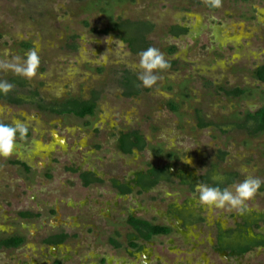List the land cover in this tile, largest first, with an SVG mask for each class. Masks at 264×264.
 <instances>
[{
	"label": "rangeland",
	"instance_id": "obj_1",
	"mask_svg": "<svg viewBox=\"0 0 264 264\" xmlns=\"http://www.w3.org/2000/svg\"><path fill=\"white\" fill-rule=\"evenodd\" d=\"M148 47L170 64L154 70L159 79L151 87L138 78V53ZM30 50L39 56L32 76L19 71ZM263 64L264 0H221L215 8L208 0H0V82L13 86L0 90V122L30 129L28 137L15 135L10 156L0 155V239L24 237L17 247L0 245V264H107L103 256L111 264H264V184L239 214L201 204L196 187L191 192L176 177L128 197L111 182L150 163L193 169L198 177L212 171L221 188L264 180V132L244 120L264 106V82L253 73ZM234 88L246 91L233 96ZM70 99H93L94 113H57ZM131 131L146 145L126 154L117 137ZM75 164L103 182L83 187L69 170ZM54 205L69 236L51 252L44 240L61 229L48 223ZM134 205L157 223L175 213L172 205L181 207L176 216L187 235L173 230L129 249L125 211ZM217 220L248 226L251 250L222 256ZM143 253L148 258L138 263Z\"/></svg>",
	"mask_w": 264,
	"mask_h": 264
},
{
	"label": "flooded vegetation",
	"instance_id": "obj_2",
	"mask_svg": "<svg viewBox=\"0 0 264 264\" xmlns=\"http://www.w3.org/2000/svg\"><path fill=\"white\" fill-rule=\"evenodd\" d=\"M181 29L184 30L185 28H183L181 26ZM260 66H264V64L260 65ZM260 66L256 67L255 69L259 68ZM66 101H65V103H66ZM257 110H255V111H257ZM57 113H59V114L73 113L76 117L89 116V114L79 115L73 111H68V110L57 111ZM245 115H246V113H245ZM245 115H244V118H245ZM252 121H254V120H252ZM0 123H3V122H0ZM255 124H256V122H255ZM255 128H256V126H255ZM255 128H254V132H258V131H256ZM16 136H19L21 138L28 137V136H30V129H28L26 135L21 136L20 134H16ZM136 137H139V139H137ZM124 139H125V142L127 143L126 145H128V147L130 148V151H128V152L124 151L121 147L122 141ZM135 141H138V143H137L138 145L136 144ZM140 144H141V146H139ZM144 145H146L145 141L135 131L122 132L117 137V146L119 147L121 152L126 153V154L132 153L134 149L141 148V150H142L144 148ZM151 148H153V146ZM153 150H154V152L157 151V149H155V148H153ZM169 153H167V155H169ZM171 156H173V155L171 154ZM18 164L20 166L26 168L27 170L30 169L29 164L25 160L19 161ZM152 169H156V172H154V174H153ZM69 170L71 172L77 173V177L80 181V184L83 187H90L94 183L103 182V180H102L103 176L97 174L94 170L83 169L81 167V165H79V164L73 165ZM45 175H46V177H50V174L48 172L45 173ZM131 176H132L131 179L130 178L129 179H125V178H122V179L112 178L111 179L112 186L114 187L116 194L118 196L128 197L134 191L135 188L137 189L138 193L149 191V189H151L152 187L157 185L159 182H161L165 179L167 180V179L173 178V177L178 178L180 185L187 186L191 190V192H193L195 190L196 184L200 183V182L208 183V184L213 183V184L219 185L217 181L213 180L212 171H208V172H206L205 175L198 177L194 173L193 169H191L190 171H187L184 168H178L177 170L173 171L172 168L168 164L159 165L156 167V165L150 163L145 168L137 169L136 171L131 172ZM153 179H155V182L151 184V181ZM142 181H146L145 185L143 184L144 186L142 185ZM86 201H88V198L85 199L83 202L85 203ZM67 205L72 206L71 203H67ZM180 208L181 207H177L175 205H172L171 209H173L175 213L171 216H167L165 218L164 223H157V222H152L147 217H144L141 214L140 215L136 214L137 211L140 210V208H138L137 205H134L132 207H128L127 211H125L126 212L125 223L130 228V231L127 233V238H126V244H127L128 248L129 249H131V248L141 249V243L140 242L148 241L153 236L167 235L173 230H175V232H177L178 234L183 235V237L186 236L187 235L186 232L188 229L183 224V221L182 220L180 221L176 216L177 214L180 215V212H183ZM57 209H58L57 205L50 207L49 213H48L50 215V219H49L48 223L50 226H53L54 228H61V229L55 230L53 232H49L47 234V237L44 240L48 244L49 248L52 250L51 252H54V251L56 252L58 250L59 246L69 236L68 233L66 232V229H64V227H63V226H69V225H68L67 221H62V219L56 215L58 213ZM189 213H190L189 217H192V216L195 217L197 215V214H194L191 212H189ZM27 214L28 213L25 212L24 210H22L20 212V216L22 218H24L25 220L28 219ZM239 214H241V212ZM183 216L186 217L187 215L186 216L183 215ZM52 218H54L53 223L50 221ZM72 220H74V219H72ZM216 224H217V233H216V236L214 237V239H215L214 241L218 245L219 251H221L220 254L222 256L229 257V258L230 257L235 258L236 256L244 255L251 250V248L253 247V241L248 240V235H247L248 234V232H247L248 226H246V229H245V227L242 228L240 225H237L236 227L235 226L225 227L224 223L221 222V220H217ZM153 225L157 226V227H166L167 229H166V231H165V229H162L163 231L161 230L160 232L153 233L152 229H151V227ZM235 231H238L239 233L237 232L238 234L235 235V233H236ZM147 234H148V236H147ZM11 237H22L23 241H24L23 235H18V234H8L7 236H4L2 238L7 239V238H11ZM257 240H255V241H257ZM108 242L110 243V245L113 248H117L120 246V244L118 242H116V240L113 236H110L108 238ZM19 245H17V246H19ZM259 245H260V247H264V239L260 240ZM2 246L7 247V248L8 247H17L14 245H11V246L2 245ZM64 255H65V253H64ZM64 255H62L61 259L65 258ZM50 256H53V254L50 253ZM147 256H148L147 254L143 253V258L141 260H139L138 263L142 262ZM53 257H55V256H53ZM66 257H67V255H66ZM84 257L89 258V259L94 258V256H91V255L90 256H84ZM100 259L102 260V262L105 261V263H107V264H111L113 262L112 259H111L112 262H109L110 257L103 256ZM94 262H88V263L99 264V263H94ZM97 262H99V261H97ZM148 262H149V259H148ZM145 264H149V263L146 262Z\"/></svg>",
	"mask_w": 264,
	"mask_h": 264
},
{
	"label": "clouds",
	"instance_id": "obj_3",
	"mask_svg": "<svg viewBox=\"0 0 264 264\" xmlns=\"http://www.w3.org/2000/svg\"><path fill=\"white\" fill-rule=\"evenodd\" d=\"M208 3L211 7H220L221 0H208ZM25 55L27 56L26 66L19 69V71L32 76L39 65V56L35 50H30ZM138 55L140 57L139 67L142 69L138 78L143 86L151 87L159 79L154 70L167 69L170 64L165 59L164 54L155 47H148L140 51ZM12 87V84L8 82H0V90L5 93ZM17 130H19L21 136H24L27 134L28 128L20 123H16L15 126L0 123V155L7 157L13 153L16 147L15 135ZM186 162L190 163V161ZM262 184H264V180L257 177H247L231 187L224 188L216 184L200 182L196 184V190L192 195L203 205L243 212L245 201L254 197Z\"/></svg>",
	"mask_w": 264,
	"mask_h": 264
},
{
	"label": "trees",
	"instance_id": "obj_4",
	"mask_svg": "<svg viewBox=\"0 0 264 264\" xmlns=\"http://www.w3.org/2000/svg\"><path fill=\"white\" fill-rule=\"evenodd\" d=\"M254 73V76L263 81L264 82V66H260L259 68L255 69L253 71ZM246 90L244 89H240V88H234L232 89L230 92L231 95L233 96H242L244 94ZM2 96L0 95V98ZM170 106L171 108L175 111L177 110L176 108V105L173 104L172 102L170 103ZM61 110H68V111H73L75 112L76 114H79V115H85V114H93L94 113V109H95V102L92 100H78V99H70V100H67L66 103H64L62 106H60ZM245 121L247 120H254L256 122V131H261V132H264V106L260 107L257 111H254V112H251V111H248L246 112V115H245ZM3 124H6V125H10L8 123H3ZM16 134H20L19 130H17V133ZM137 139H139V137H136ZM136 144L138 143V141H135ZM127 143L125 142V139L122 141V149L124 151H130V148L128 147V145H126ZM138 145V144H137ZM141 146V144L139 145ZM156 151V150H155ZM159 151V150H157ZM156 151V153H157ZM169 156H171V154H169ZM153 171V174L154 172H156V169H152ZM145 182L146 181H142V185L144 184L145 185ZM155 182V179H153L151 181V184ZM143 185V186H144ZM152 229V232L153 233H156V232H160L162 229H165L166 231V227H157V226H152L151 227ZM163 231V230H162ZM148 236V234H147ZM23 241V238L22 237H11V238H7V239H4V238H1L0 239V245H5V246H11V245H14V246H17L19 245L21 242Z\"/></svg>",
	"mask_w": 264,
	"mask_h": 264
}]
</instances>
